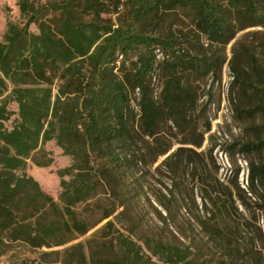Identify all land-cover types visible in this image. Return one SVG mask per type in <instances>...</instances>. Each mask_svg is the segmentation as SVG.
I'll use <instances>...</instances> for the list:
<instances>
[{
    "label": "trees",
    "instance_id": "1",
    "mask_svg": "<svg viewBox=\"0 0 264 264\" xmlns=\"http://www.w3.org/2000/svg\"><path fill=\"white\" fill-rule=\"evenodd\" d=\"M17 8L23 23L8 22L0 40V234L32 249L63 247L123 206L110 201L95 223L75 210L108 192L119 197L115 194L130 164L132 93L139 97L143 136L155 138L163 118L178 126L191 102L182 74L216 66L175 52L156 65L159 48L175 47L155 37L161 16L181 10L208 40L222 45L234 37L231 15L242 28L264 27V0H17ZM156 66L167 72V80L155 100L148 79ZM254 72L256 103L240 112L259 115L264 132V71L255 65ZM49 142L71 158L69 166L56 171L59 202L26 172L29 163L52 165L45 149ZM242 149L264 152V139ZM256 180H264V164H250L248 181L252 186ZM111 226L107 221L94 234ZM116 240L119 253L109 240L90 248L87 263L82 243L41 253L36 262L48 264L51 255L62 253L59 264H198L189 249L170 243L145 239L138 245L122 234Z\"/></svg>",
    "mask_w": 264,
    "mask_h": 264
},
{
    "label": "rangeland",
    "instance_id": "2",
    "mask_svg": "<svg viewBox=\"0 0 264 264\" xmlns=\"http://www.w3.org/2000/svg\"><path fill=\"white\" fill-rule=\"evenodd\" d=\"M222 5L227 9L225 2ZM234 18L231 15L234 37L222 45L208 40L192 17L181 10L161 16L155 37L173 41L175 47L159 48L156 65L174 52L209 65L216 63L208 72L203 68L182 74L191 92L183 120L176 126L164 117L155 138L143 136L138 123L139 97L132 93L126 151L130 164L116 191L119 197L108 192L75 210L87 223H95L110 201L123 206L63 247L32 249L0 234V264H37L41 253L62 251L77 243L84 244L87 263L90 248L109 240L114 253H119L116 237L120 234L138 245L152 239L189 249L198 264H264V180H256L252 186L248 181L250 164H264V152L242 149L246 143L263 140L264 132L259 115L249 117L240 112L256 103L252 85L255 65L264 71V27L242 28ZM8 22L23 23L17 0H0V40ZM30 31L36 33V26L31 25ZM166 80L167 72L156 66L148 79L155 100ZM9 109L17 111L14 104ZM5 127L10 129L11 123ZM45 149L53 158L52 165L37 168L29 163L26 172L59 202L56 171L69 166L71 158L54 142L47 143ZM163 150L166 153L159 155ZM107 221H112V226L95 235ZM144 251L150 255L146 248ZM64 256L51 255L48 264L55 259L59 264Z\"/></svg>",
    "mask_w": 264,
    "mask_h": 264
}]
</instances>
